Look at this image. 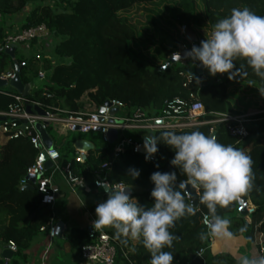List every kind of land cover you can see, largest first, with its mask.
Segmentation results:
<instances>
[{"label":"trees","instance_id":"16d2710c","mask_svg":"<svg viewBox=\"0 0 264 264\" xmlns=\"http://www.w3.org/2000/svg\"><path fill=\"white\" fill-rule=\"evenodd\" d=\"M47 1L0 0V44L8 33L5 21L23 13L28 7L32 8L24 20L23 28L45 25L52 37L59 39L55 55L71 63L55 66L50 61H45L41 66L32 52L28 59L17 55V62L24 65L21 71L22 82L34 85L32 96L28 100L38 102L43 107L51 105L72 112L81 111V99L87 96L98 109L106 102L116 100L122 102L128 111L140 109L154 117L161 113L168 101L188 96V89L183 88V79L180 77V73H189L186 69L172 70V65L166 71H161V66H153L149 60L140 56V46L136 44L140 33L130 23L128 16L124 15L133 8L156 6L151 11L153 16L149 20L155 32L164 35L165 43L173 39L161 29V22L155 19L163 12L170 15L171 20H167L170 25L178 24L192 30L206 26L209 32L218 20L230 15L233 8L247 7L255 14L264 16V0H54L52 6L46 5ZM199 2L202 3L205 25L198 13ZM147 41L149 43L150 39ZM30 49L33 50V46ZM172 54V51L164 49L162 61L167 62ZM235 64L237 67L243 65L241 71L247 73L236 80L256 82L264 87V81L253 73L244 60H237ZM9 69H14V61L3 52L0 55V73ZM41 69L45 72L43 78L39 75ZM194 76L198 78V75ZM191 90L206 111L212 114L203 117L202 121L216 119L215 114L245 113L234 107L226 81L200 84L194 81ZM47 93H53L56 101L46 99ZM15 94L17 92L10 87L1 89L0 113L9 110L14 103L11 95ZM260 109H264V102ZM211 129L212 126L207 124L174 131L179 134L197 130L205 135H212ZM47 130L52 137L57 132L52 125ZM161 132L149 134L133 131L127 135L134 141H143L147 136L152 138ZM249 132V138L238 142L230 136L224 124L219 125L216 131L219 143L230 144L252 159V187L247 195L256 212L251 217V228H247L237 217L236 201L226 208L217 207V215L229 220L228 230L234 237H248L259 218L262 221L258 232L264 237V122L251 125ZM114 150L115 144L109 143L101 150L95 149L88 154L85 165L76 163L75 155L74 158H69L75 154L72 144L63 145L59 152L62 164L72 165L79 175L84 176L88 188L93 189L95 180L100 179L110 184L123 183L126 187L142 189V193L132 198L145 207H151L153 203L150 196L154 187L150 181L153 172L175 171L178 182L184 179L178 169L170 165L174 152L163 142L158 143L154 160L148 162L145 161L144 154H134L132 150L113 160ZM38 157V151L28 138L9 140L0 147V247L10 242L17 247L14 258L10 261L0 258V264H25L28 259L26 252L32 242L40 235L41 229L50 223V216L43 212L45 193L40 182L34 184L33 190H26L21 185ZM130 168L138 169L140 176L136 179L130 177ZM48 175L47 172L46 176ZM201 191L199 189V194ZM183 195L188 204L187 196ZM204 216L211 219L207 208L200 203L199 210L175 221L174 226L169 229L176 239L173 240L172 247L165 248L164 251L172 252L173 264H183L209 247L211 236L207 235L208 229L203 224ZM242 227L245 228L243 233L240 232ZM105 230L118 243L117 264H150V253L143 247L141 240L130 239L124 245L115 238L113 228L106 227ZM201 233L205 234L204 240L200 239ZM71 238L81 240L80 251L89 242L88 232H78L71 235ZM212 264L238 262L230 256L217 255Z\"/></svg>","mask_w":264,"mask_h":264},{"label":"clouds","instance_id":"9594fccd","mask_svg":"<svg viewBox=\"0 0 264 264\" xmlns=\"http://www.w3.org/2000/svg\"><path fill=\"white\" fill-rule=\"evenodd\" d=\"M180 55V54H179ZM185 60L199 64L209 75L227 74L229 80L246 76L243 65L235 61L244 60L253 73L264 81V16L249 8H233L230 15L218 20L210 35L193 45L183 54ZM181 58V55H180ZM195 83L200 84L195 77ZM264 96V89H259ZM163 142L173 152L170 165L178 169L184 179L178 182L177 172L155 171L150 175L154 185L150 196L151 207L138 204L130 196V188H110L107 183L97 181L108 198L95 208L94 230L111 227L115 238L124 245L128 241L141 240L150 253V264H173V254L164 251L171 248L176 237L169 229L175 221L193 213L191 204L185 202L183 191L188 187L202 190L199 202L203 204L211 220L207 222L208 236L231 237L229 220L217 215V207L226 208L252 187V159L232 145L218 142L214 135H205L194 130L177 133L164 130L151 140L144 138L145 161H150L158 152V143ZM158 168L159 165H156ZM128 175L133 179L140 176L138 169L130 168ZM245 228H241L243 233ZM205 234H200L204 240ZM238 264H264V255L255 258L242 257Z\"/></svg>","mask_w":264,"mask_h":264},{"label":"built area","instance_id":"2783aa9c","mask_svg":"<svg viewBox=\"0 0 264 264\" xmlns=\"http://www.w3.org/2000/svg\"><path fill=\"white\" fill-rule=\"evenodd\" d=\"M183 28L185 29L184 35L187 42L183 45L186 50H190L193 46L190 45L192 41L186 35L187 28ZM58 45L59 39H54L45 25L27 29L21 26L6 34L3 42L0 44V55L13 48L17 50V48L22 46H33L34 56L41 66L45 61H50L55 66L69 65L71 62L67 59H62L55 55V49ZM14 73V69L1 72L0 79L9 82L14 77ZM206 73L208 71L204 69V76ZM39 75L42 78L44 77L45 72L43 69H41ZM204 76L202 79H199L201 83L204 82ZM180 77L183 79V88L188 89V96L186 98L177 97L168 101L161 113L154 117H150L147 112L140 109L128 111L122 102L116 100L109 101L111 106L105 108L104 115H99V109L96 112H72L51 105L43 107L40 103L30 102L28 98L17 93L11 95L14 103L9 107V110L5 113H0V117L6 118L5 122L0 123V137L8 141L18 138H28L34 149L38 151L39 157L28 170L27 177L30 175L37 177L43 173V163L39 161V158L43 152L47 154L53 167L48 171L49 175L46 176L47 173L43 174L39 182L45 195H51L54 199L53 183L55 176H60L72 191L87 187V180L84 176L79 175L72 165L62 164L60 152L56 147L52 150L45 148L40 135L36 131V123H48L49 126L53 124L59 125L61 132L64 134L71 131L74 132L75 128H80V133L82 134L102 135L107 144L109 143L107 136L110 130H117L118 137L114 143L115 150L113 152V160H116L128 150H132L134 154H141L140 150L144 144V140L134 141L127 135L128 132L139 131L151 134L164 130H184L208 124L212 126L211 132L213 133L217 131L219 125L224 124L230 136L236 138L238 142H243L249 138V127L251 125L264 122V109L252 110L240 115L215 114L216 119L210 122L202 121L203 117L212 114L206 111L204 105L191 90L195 76L190 73H180ZM45 98L50 101H56V96L53 93L45 94ZM27 106L42 108L46 112V117H40L36 114L29 115L26 111ZM113 109H118V113L114 117H111L110 113ZM111 120L116 123H111ZM44 128L48 129L46 126ZM146 139L151 140V137L147 136ZM87 156L88 154L77 152L75 162L85 165ZM151 160H154V157ZM97 176H100V173H97ZM97 181L101 180H95L94 187L103 189L97 185ZM101 182L107 183L110 188L126 187L123 183L110 184L106 181ZM28 183L26 179L21 182V185L25 186ZM248 211L247 220L251 224V217L255 214L256 208L252 204H248ZM89 217L91 223L88 232L89 242L81 248L80 257L90 264H117V241L107 233L105 228L94 230L92 222L96 219L95 211L89 213ZM210 220L209 216H204L203 218V224L207 229V222ZM41 232H47L50 238L57 237V228L51 223L43 227ZM9 245L10 250L16 253V245L12 242ZM260 253L264 254L263 247H261Z\"/></svg>","mask_w":264,"mask_h":264},{"label":"crops","instance_id":"0c3cea01","mask_svg":"<svg viewBox=\"0 0 264 264\" xmlns=\"http://www.w3.org/2000/svg\"><path fill=\"white\" fill-rule=\"evenodd\" d=\"M31 10L32 8L28 7L20 15L7 19L5 24L9 27L7 29L8 32L14 30L16 27L23 26L24 20ZM31 52L33 53V50L29 46H22L17 48L16 56L28 59L32 54ZM222 76L221 74L217 75L214 82H220ZM80 103L81 112L98 111V108L91 103L87 96H84ZM52 139L54 140L53 137ZM83 139L90 141L95 146V149H98L94 139ZM7 141L0 137V147L4 146ZM76 155L77 152L75 151ZM53 188L54 199L51 195L44 196L43 212L50 216V223L56 226V228L62 224L63 230L60 236H58L57 230L56 238H50L47 232H41L26 252L28 259L25 264H90L80 257L79 244L81 240H72L71 235H76L78 232H89L91 226L89 213L94 212L99 203L106 201L108 195L104 189H97L95 187L93 189L85 187L84 189L72 191L60 176L54 177ZM248 204H252L249 197ZM261 221L262 218L257 219L248 237L211 236L209 247L183 264H212L213 258L217 255L230 256L236 262L244 256L255 258L264 255L260 253L261 247L264 248V237L258 232V226Z\"/></svg>","mask_w":264,"mask_h":264},{"label":"rangeland","instance_id":"374dc122","mask_svg":"<svg viewBox=\"0 0 264 264\" xmlns=\"http://www.w3.org/2000/svg\"><path fill=\"white\" fill-rule=\"evenodd\" d=\"M54 0H48L46 5H53ZM155 5L144 7H135L130 10L128 13L124 14L128 16L130 23L138 30L140 33L139 38L136 41L139 47V54L141 57L149 60V62L153 66H163L166 62L162 61L161 57L164 55V49L167 51H172L173 54L176 53L174 49L169 46L171 41H175L178 43L186 44V37L184 35L185 29L178 24L175 26L170 25L167 21L168 19L171 20L170 15L166 12H163L160 16L156 17L155 19L161 22V29L168 32L169 35L172 37L173 40H169L168 43H165L166 38L162 33H156L154 27L152 26V22L149 20L150 16H153L151 11L155 9ZM162 7V6H161ZM198 13L202 18V24L205 25L204 21V11L202 9V3L199 2L198 4ZM20 15V14H18ZM7 27V26H6ZM9 28V27H7ZM199 37V40L206 39V36L209 35V31L206 26L202 28L193 29ZM150 39L148 43L147 40ZM199 41V44H200ZM192 46L193 43H190ZM20 48V47H19ZM137 50V48H135ZM197 64H193L190 60L188 61H181L175 64L172 67V70L178 69H186L189 73L196 74ZM219 75V74H217ZM210 77L208 73L205 74L203 81L204 82H214L217 78ZM221 77V81H226L227 91L229 93V97L234 105V107L242 112L247 113L248 111L252 110H259L264 102V96L260 94L259 89H264L259 83L256 82H245L241 80H229L226 74ZM209 76V77H208ZM216 82V83H220ZM57 129V132L53 134V138L55 140V145L59 149L63 145L68 146L70 144H74L76 140L80 138H92L94 139L95 144L97 145L98 150L103 149L108 144L104 141L102 135L97 134H82L78 132H68L64 134L61 132V127L59 125H52ZM125 135V134H124ZM75 154H72L69 158H74Z\"/></svg>","mask_w":264,"mask_h":264},{"label":"water","instance_id":"95a60500","mask_svg":"<svg viewBox=\"0 0 264 264\" xmlns=\"http://www.w3.org/2000/svg\"><path fill=\"white\" fill-rule=\"evenodd\" d=\"M211 34V32L209 33V35ZM186 35L188 36V38L192 41L193 45L199 46V37L196 34V32L192 29H187L186 30ZM169 46L174 49L176 51L175 54H172L168 61L160 68L161 71H166L167 69H169L172 65L177 64L178 62L181 61H188L185 60L183 57L184 52L186 51V49L184 48V45L182 43H178L175 41H171L169 43ZM16 49L13 48L11 50H7L6 53L13 59L14 61V77L8 82L6 80H1L0 79V89L1 88H12L14 89L18 94L23 95L26 98H29L32 96V92L34 89V85L33 84H28L25 85L22 82L21 79V71L24 67L23 64H19L16 60ZM181 58H180V55ZM196 73L199 77V79H202L204 76V68L202 66H200L198 64L197 68H196ZM111 103L108 101L105 103V105L101 108H99V115H104L105 114V108L106 107H110ZM26 111L29 115H38L40 117H46V112L38 107V106H27L26 107ZM118 113V109H113L112 112L110 113L111 117H114L116 114ZM6 118L4 117H0V123L5 122ZM111 123H116L115 121L111 120ZM44 126L49 127L48 123H44V124H40V123H36L35 124V128L36 131L38 132V134L41 137V141L44 144L45 148L47 150H52L55 147V143L54 140L52 139L51 135L49 134L47 128H44ZM74 132H78L80 133V128H75ZM212 135L216 136V132H213ZM118 137V132L117 130H110L107 138H108V142L109 144L113 145L115 143V141L117 140ZM74 150L76 152L79 153H85V154H89L90 152L95 150V146L93 145V143H91L90 141H87L85 139H78L74 142L73 144ZM141 154L145 155V150L142 146L141 150H140ZM39 161L41 163H43V173L38 175L37 177L30 175L27 177L28 180V184L25 185L23 188L26 190H33L34 189V184L39 181L43 174L47 173L52 167L53 164L51 163V161L48 159L47 154L45 152H43L40 155ZM130 188V196L134 197L140 193L143 192L142 189H138V188H133V187H127ZM183 193L187 196L188 199V204H191L193 207V211H197L200 209V202H199V189L194 188L192 186H188ZM237 202V217L242 220L245 224V226L247 228H251V224L248 222L247 218L249 215V211H248V195L247 194H243L240 198L239 201ZM58 230V236H60V233L63 230V226L62 224H60L57 228ZM15 253L12 252L10 250V245L9 244H5L2 245L0 247V257L4 260L10 261L14 258Z\"/></svg>","mask_w":264,"mask_h":264}]
</instances>
